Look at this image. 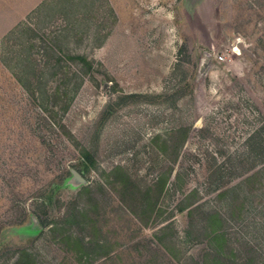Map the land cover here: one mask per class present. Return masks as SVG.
<instances>
[{
	"label": "rangeland",
	"instance_id": "rangeland-1",
	"mask_svg": "<svg viewBox=\"0 0 264 264\" xmlns=\"http://www.w3.org/2000/svg\"><path fill=\"white\" fill-rule=\"evenodd\" d=\"M263 125L264 0H0V264H264Z\"/></svg>",
	"mask_w": 264,
	"mask_h": 264
},
{
	"label": "water",
	"instance_id": "water-1",
	"mask_svg": "<svg viewBox=\"0 0 264 264\" xmlns=\"http://www.w3.org/2000/svg\"><path fill=\"white\" fill-rule=\"evenodd\" d=\"M235 49L238 51V52H245V44L243 41H237L236 42V46H235ZM73 176L76 178V179H79V180H83L84 178L82 177V175L76 171V170H73Z\"/></svg>",
	"mask_w": 264,
	"mask_h": 264
},
{
	"label": "trees",
	"instance_id": "trees-1",
	"mask_svg": "<svg viewBox=\"0 0 264 264\" xmlns=\"http://www.w3.org/2000/svg\"><path fill=\"white\" fill-rule=\"evenodd\" d=\"M78 58H80L81 60H83V61H86V59H85V57H83V56H81V55H76ZM87 62V61H86ZM88 63V62H87ZM263 127H264V125H263ZM261 144L263 145V150H264V141L262 142L261 141ZM82 170H80V171H78V172H81ZM262 171H264V167L262 168ZM213 217H215V219H213L212 221H218V218H216V216H213ZM35 221V220H34ZM36 223V225L38 226V227H40V225H41V223L40 222H38V221H35ZM36 226V227H37ZM213 229H216V228H214L213 227Z\"/></svg>",
	"mask_w": 264,
	"mask_h": 264
},
{
	"label": "crops",
	"instance_id": "crops-1",
	"mask_svg": "<svg viewBox=\"0 0 264 264\" xmlns=\"http://www.w3.org/2000/svg\"><path fill=\"white\" fill-rule=\"evenodd\" d=\"M10 16H11V18L13 17V15H10ZM20 16H21V15H20ZM20 16H19V17H20ZM15 22H16V20H12V19H10L9 22H6L5 28H8V27L14 25Z\"/></svg>",
	"mask_w": 264,
	"mask_h": 264
},
{
	"label": "built area",
	"instance_id": "built-area-1",
	"mask_svg": "<svg viewBox=\"0 0 264 264\" xmlns=\"http://www.w3.org/2000/svg\"><path fill=\"white\" fill-rule=\"evenodd\" d=\"M224 58H225V54L224 53H221V54L218 55V59L219 60H222Z\"/></svg>",
	"mask_w": 264,
	"mask_h": 264
}]
</instances>
